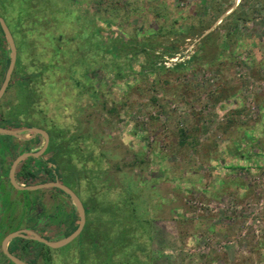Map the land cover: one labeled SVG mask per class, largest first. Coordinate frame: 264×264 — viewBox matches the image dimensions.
<instances>
[{"label":"rangeland","instance_id":"rangeland-1","mask_svg":"<svg viewBox=\"0 0 264 264\" xmlns=\"http://www.w3.org/2000/svg\"><path fill=\"white\" fill-rule=\"evenodd\" d=\"M25 2L18 0L19 11L6 20L19 36L15 79L29 77L11 95L34 101V121L81 138L75 147L90 152L91 162L83 156L67 160L65 171L69 178L76 172L81 177L89 226L127 216L130 208L120 202L124 190L131 180L146 183L136 189L145 202L136 217L151 220L144 225L152 241L145 231L114 234L123 244H113V264H264V0ZM14 5L15 0H0V16L5 19ZM204 23L212 26L203 35L218 32L220 56L212 50L207 59L193 61ZM232 24V37H224ZM98 29L112 46L149 38L155 53H162L157 67L164 68L144 71V55L133 67L119 57L125 70L118 74L101 61L103 68L80 73L82 88L74 91L66 68L48 69L59 39L49 37L78 33L75 41L83 42L93 31L98 39ZM179 30L193 33L183 39ZM24 35L37 44L22 42ZM70 44L64 47L72 49ZM173 44L178 50L169 54ZM180 63L184 67L175 69ZM69 143L61 144L63 154ZM236 145L248 147L257 165L224 168L247 163L232 156ZM70 247L43 252L38 264H77L79 254ZM102 256L94 254L96 260Z\"/></svg>","mask_w":264,"mask_h":264},{"label":"flooded vegetation","instance_id":"flooded-vegetation-1","mask_svg":"<svg viewBox=\"0 0 264 264\" xmlns=\"http://www.w3.org/2000/svg\"><path fill=\"white\" fill-rule=\"evenodd\" d=\"M5 22L12 34L17 55L9 84L0 97V128L20 131V133L18 135L0 134V199H6L5 203L2 200L0 201V210L4 208L2 212L3 224L0 228V256L6 260L5 263L0 262V264H16L5 255L2 248V242L8 234L21 231L23 235L30 237L31 233L29 231L31 230L49 241L56 242L70 236L78 228L81 221V214L74 201L62 189L48 187L26 190L18 189L12 184L10 172L15 160L20 155H26V157L15 168L14 176L19 185L33 186L51 182L64 184L80 198L86 220L81 233L74 240L61 247L52 248L34 239L15 237L8 243V251L26 264H38L43 252L55 251L72 245L70 248H75V251L79 254V257L75 260L77 264H105L103 261L91 259L94 255L90 253L92 248L90 249L87 244L84 248V242H89L94 236L93 228L90 236L87 234L88 230L85 232L91 211L81 192V177L77 172L70 178L68 177L65 171L69 170V167L61 163L57 156V150L53 147L57 139L56 135L61 137L63 133L58 134L54 131V127H46L40 122L34 121V101L30 100V103L29 101L20 102L14 95H11L15 84L20 86L22 80L29 77L20 76L15 79L20 60L19 36L6 20ZM0 27L2 28L1 23ZM2 39L4 44L0 45V89L11 63V52L4 31L3 36L0 31V41ZM7 61L9 62L8 65H6ZM22 86L20 88L28 90V93L34 95L32 90H29L30 87ZM29 129L45 131L48 135V141L39 131ZM63 136L65 137L64 141L69 139L65 133ZM64 143L67 145V142ZM31 173H37V177L31 179ZM56 173H59V175ZM14 216L16 217L14 218ZM16 238L29 240L31 244L26 247L23 242L13 243ZM36 242L45 246H39Z\"/></svg>","mask_w":264,"mask_h":264},{"label":"trees","instance_id":"trees-1","mask_svg":"<svg viewBox=\"0 0 264 264\" xmlns=\"http://www.w3.org/2000/svg\"><path fill=\"white\" fill-rule=\"evenodd\" d=\"M15 1L17 2V6L14 5L13 8H11L9 10L10 13L8 14V11H7V13L4 16L5 20H7V21L9 20L8 19L9 15L10 16L12 14L16 15V11H19V10H17L19 8L18 0H15ZM25 1H26L25 3H30L32 1L36 2L37 0H25ZM111 10H113V8L112 9L110 8L107 12L111 13L112 12ZM114 12H115V9H114ZM1 15H4V14H1ZM54 19H53V22H56ZM56 19H57V17H56ZM235 25L232 24L231 26L226 27L224 37H228V38L232 37V35H233L232 29ZM211 26H212V24H210V23H208V24L204 23V24H202V27L200 28V32L197 33V35H198L197 37L199 38L198 50L195 52V55L192 57L193 61H195V60L200 61V60H203L204 58L207 59V57L209 56V53L212 50L215 51V53H217L218 56H220V50L221 49L219 46H221V45L217 39V36H218L217 30L210 31V32L206 33L205 35H203L204 31H207L208 29H210ZM220 27H222V26H220ZM190 30L193 31L194 27H190ZM0 31H1V34L3 36V30L1 27H0ZM97 32H98V35H97L98 39L94 38L95 34L93 31L91 34H87V38H85V37L83 38V42L75 41L74 38H76V35L78 33L75 35V37L73 35H72L73 37H64V38H67L65 40H64V38H61V37H63V35H61V34L59 36L51 34V37H49L51 42H53V40H57V38H59L58 40H60V42L58 40L56 41L58 46H55L53 48V53H52L53 56L50 57L51 59H53V61L51 62L52 65L48 64V69L50 70L51 68H53L56 72L59 73V71L66 68L67 69L66 73L68 75V79L71 81V83H72L71 86H72L74 91L77 90L78 88H82L80 73H82L84 76H86L87 75L86 72L91 70L93 67L94 68L95 67L96 68H103L104 65L102 63H100L101 61L105 62V60H107L109 62V64H108L109 66L106 65V67L111 66L114 70H117L118 74H120V72L122 70H125L123 67L120 66L121 64H119L118 61L116 60L119 57H124L125 58L124 60L127 62V64H129L127 66L133 67L131 62H133L135 60V58H137V57L139 58L140 56L144 55V56H146V60H147L146 66L142 65V68L144 69V71L147 70V68L152 69V70H155L157 68H159V69L164 68L163 66L157 67L160 58H162V53L161 54L155 53L154 44H152L150 42L149 38H146L145 41L142 40L141 43H139L140 39L138 37H135V40L130 41V43L123 42L121 44V42H120V43H117L114 46H112L111 43L105 41V38L103 36L101 29H98ZM192 33L193 32H191V31H183V30L177 31V34H180V35L183 34V37H182L183 39L186 38L185 36H188ZM156 34L157 33H155L153 35H156ZM99 37H102L103 39L99 38ZM22 39H23L22 42H24L25 44L30 41V43H29L30 46L32 43H33V45L37 44V42L34 43V41H31L30 39H26L25 35H24V38L22 37ZM64 42H65V45H66V43L67 44L71 43L70 46L72 44H74V47L72 49L70 47H64ZM132 42H138V43H136V45L139 46V49ZM2 44H4L3 39H2V41H0V45H2ZM133 45H134V47H133ZM140 46H142V47L140 48ZM114 47H115L114 54H116L115 56H113L112 50H111ZM176 50H178V46H174V44H173V46H169L167 48V51L169 54H174L176 52ZM19 51H20V49H19ZM120 54H122V56H119ZM108 55H110V56H108ZM62 58L66 59V62H64L63 64H62V62H63ZM97 59L99 61H97ZM94 61L95 62L97 61L99 63H97V65H94V63H93ZM8 63L9 62L7 61L6 65H8ZM174 67H175V69L181 70L184 67V65L180 63V64L175 65ZM82 69H83V71H82ZM36 76H38V75L36 74ZM54 131H57L58 134L63 133V135H64V133L68 132V131L65 132L64 129L58 130L57 127L54 128ZM67 134L70 135V133H67ZM63 135H61V137H60V135H56L57 140L55 141V144H54V146H60V148L58 147L57 156L63 165H68L67 160H73L74 158L80 157V156H83L84 158L90 156V152L87 153L88 155H84L85 153L83 154V151L85 149L84 150L82 149L83 150L82 153H79V151L77 150V147H75V145L77 143L76 141H79L81 138L72 135V136H69L70 140L68 139L67 141H64L65 137ZM181 135L183 138L188 137L185 130H182ZM60 139H62V140H60ZM83 140H85V142H87V140L85 138ZM63 141L64 142L70 141L69 148L67 150L64 149V152H65L64 154L60 150L63 148L61 145L63 143ZM238 142H241V140L236 139V143H238ZM78 146H80V144ZM234 150H235V152L232 154V156L234 158L239 156V159H245L246 158L247 163L245 165L226 164L224 166V168L233 169V168L238 167V168H241L244 170H248V169H252L251 167H253L254 165H257L256 160H253L252 156H250V155L248 156L247 153L245 152L246 150H248V147L244 148V145H238V146L236 145ZM86 160L91 162V160H89L87 158H86ZM68 167L70 168V164L68 165ZM56 174L59 175V173H56ZM30 177H31V179H35L37 177V173H31ZM131 181L132 182L129 184V188L127 190H124V192H123V195H125V197L123 196L122 200L120 201L122 204L121 207H124L127 205L129 206V208H130L129 214L125 217H120L121 220L119 219L118 221H116V219L113 217L114 220L112 222H110V225L109 224L107 225V221L105 222V224L103 222L99 221V223L97 224L96 227H92V226H89L90 222H88L86 230H85V232H87V230H88L87 234L90 236L91 235L90 232L92 231L91 229L93 228L94 236H93L92 240L89 239L90 241L88 242L89 248L90 249L92 248L90 250V253L92 255H94L96 252H102V255H103L102 259H98V260L103 261L105 264H113V262H115L113 259L114 255L112 256V254L115 253V250L113 248L114 247L113 244L114 245H122L123 244V241L119 242L118 240H116L118 242V244H116V241L114 240V237H113L114 234H116V237H117V236H121L122 233L125 232L126 230L129 233H131L132 235H133V233H136L137 230L139 232L145 231V233H147V236H148L147 238L152 241V234L148 232V230L145 228V225H144L145 223H148V224L152 223L151 220L142 219V221H141L140 219H138L136 217V215L138 214V209L141 206L145 205L144 199H142L136 193V189H138V185L143 186V184H146V183L140 182V180H136V181L131 180ZM116 205L119 206V204L114 205L115 209L118 208ZM116 216H118V215H116ZM124 226H125V228H124ZM89 227H91V228H89ZM113 229H115V230H113ZM116 230H118V231H116ZM116 232H120V233H116ZM17 242H23L26 247L31 244V241L23 240L21 238H16L13 240V243H17ZM36 243L39 246H42V247L45 246L41 243H38V242H36ZM85 246L86 245L84 244V248H85ZM109 252H110V254H108ZM111 257L113 260L111 259ZM130 258H133V256H131ZM91 259L96 260L94 258V256H92ZM105 260H107V261H105ZM107 262H109V263H107Z\"/></svg>","mask_w":264,"mask_h":264},{"label":"water","instance_id":"water-1","mask_svg":"<svg viewBox=\"0 0 264 264\" xmlns=\"http://www.w3.org/2000/svg\"><path fill=\"white\" fill-rule=\"evenodd\" d=\"M0 23L2 26V29L5 33L6 39H7V43L11 52V63L9 66V69L7 71L5 80L3 82V85L0 89V97L2 96V94L4 93V91L6 90L10 78H11V74L13 72L14 69V65L16 62V55H17V50H16V46L14 44V40L12 37V34L10 32L9 27L7 26L5 20L0 17ZM8 49V50H9ZM29 130H34V131H39L40 133H42L46 140L48 141V135L45 131L43 130H38V129H29ZM18 133H20V131H15V130H11V129H5V128H0V134H8V135H18ZM24 157H26V155H20L14 162L11 172H10V179L12 184L17 187L18 189H26V190H35V189H39V188H48V187H58L60 189H62L64 192H66L74 201L76 207L78 208L80 214H81V221H80V225L78 226V228L68 237L60 240V241H56V242H52L49 241L43 237H41L39 234H37L34 231H29L31 233V236H25L22 234L21 231H17V232H12L10 234H8L3 242H2V248L3 251L5 253V255L11 259L13 262H15L16 264H26L24 261L20 260L19 258H17L16 256H14L13 254H11L8 249H7V245L8 243L15 237H25V238H30V239H34L37 241H40L42 243H45L46 245L52 247V248H57V247H61L69 242H71L72 240H74L82 231L84 224H85V211H84V207L83 204L80 200V198L76 195V193L71 190L70 188H68L67 186H65L64 184L60 183V182H51V183H43V184H39V185H33V186H21L18 184V182L15 179L14 173H15V168L17 166V164L24 159Z\"/></svg>","mask_w":264,"mask_h":264}]
</instances>
